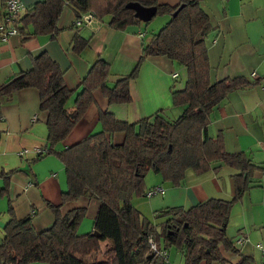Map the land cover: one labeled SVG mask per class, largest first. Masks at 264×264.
<instances>
[{
    "label": "trees",
    "instance_id": "obj_1",
    "mask_svg": "<svg viewBox=\"0 0 264 264\" xmlns=\"http://www.w3.org/2000/svg\"><path fill=\"white\" fill-rule=\"evenodd\" d=\"M8 1L0 0V17L8 14ZM132 2L154 6L156 12L143 21L128 6ZM200 2L178 0L171 6L157 0H42L22 7L5 22L23 37L53 38L61 31L58 19L64 7L73 11L74 20L92 12L114 30L139 25L148 28L158 15L168 17L158 29H147L149 35L136 65L112 85L108 84L110 64L98 56L77 90L70 89L64 81V71L46 51L33 57L29 69L0 84V96L5 98L23 88L38 90L40 111L47 115V140L46 147L32 161L54 155L63 163L66 175L62 203H48L55 215L51 226L40 230L32 224L30 215H11L0 243V264H168L167 248L172 245L180 249L184 264H211L223 263V249L238 252L226 235V226L232 205L261 167L243 153L227 151L221 136L211 137L209 117L230 90L260 81L236 76L212 82L206 40L214 29ZM67 28L74 30L71 41L76 52L88 46L89 39L79 33L84 27H75L72 22ZM152 56H165L186 70L184 87L171 90L173 103L182 107L177 118L170 119L159 110L131 123L110 111L99 112L101 131L61 151L55 149L94 102V90L100 89L110 104L129 103L130 81L136 77L141 61ZM75 92L73 106L68 108L67 101ZM114 133L124 135L122 143L111 141ZM222 166L237 171L230 200L208 198L186 208L161 207L156 210V216L163 218L159 228L132 205L133 193L145 195L144 176L150 170L176 186L188 169L202 174L208 170L218 172ZM0 175L7 178L2 171ZM80 198L98 202L93 229L86 233H78L86 208L61 212L63 204ZM9 210L13 212L12 204ZM94 230L100 236L92 235ZM149 240L166 255L152 252ZM236 264H250V259L240 255Z\"/></svg>",
    "mask_w": 264,
    "mask_h": 264
},
{
    "label": "crops",
    "instance_id": "obj_2",
    "mask_svg": "<svg viewBox=\"0 0 264 264\" xmlns=\"http://www.w3.org/2000/svg\"><path fill=\"white\" fill-rule=\"evenodd\" d=\"M18 1L25 8L42 0ZM157 1L171 6L178 3V0ZM200 4L214 29L206 40L212 82L236 76L260 81L230 90L210 113V136H221L227 151L243 153L261 167L242 197L232 205L226 226V235L233 240L238 252L223 249V263L214 261L211 264H236L240 255L249 257L250 264H261L262 253L256 245L264 242V0H201ZM2 14L0 25L5 24ZM74 18L73 11L64 7L58 19L61 31L53 38L23 37L16 33L3 39L4 30H0V84L29 69L33 57L46 51L64 71L63 78L70 89L77 90L88 67L98 56L110 64L108 84L112 85L132 71L149 35L147 29H154L139 25L114 30L96 18L90 26L79 31L89 39V44L76 52L71 41L74 30L67 28ZM180 67L165 56L144 58L136 77L130 81L129 103L110 104L100 89L94 90V102L55 149L61 151L101 131L99 112L110 111L116 118L131 123L159 110L170 119L177 118L182 107L173 103L171 90L184 87L186 73L184 71L182 78ZM174 73L178 75L176 78L172 76ZM178 78H182V82L175 88ZM73 101L72 95L67 101L68 108L73 106ZM46 117V113L40 111L39 93L34 87L15 91L8 98L0 96V171L7 174V180L0 175V243L11 215L16 218L30 215L32 224L41 230L54 221L55 215L48 203L54 206L62 203L61 195L66 189L63 163L56 156L48 155L32 167L29 164L37 156V150L46 147ZM123 138L122 133L110 136L115 144L122 143ZM236 172L227 166H222L218 172L208 170L202 174L188 169L183 181L176 186L156 179L148 185H159L165 190L163 194H156L162 199L155 201L156 204L151 200V206L186 208L208 198L230 200L234 195ZM81 207L86 208L84 218H94L98 202L80 198L63 204L61 212ZM90 229H93L92 223ZM167 259L169 264L168 251ZM178 264H182L181 257Z\"/></svg>",
    "mask_w": 264,
    "mask_h": 264
},
{
    "label": "rangeland",
    "instance_id": "obj_3",
    "mask_svg": "<svg viewBox=\"0 0 264 264\" xmlns=\"http://www.w3.org/2000/svg\"><path fill=\"white\" fill-rule=\"evenodd\" d=\"M167 16H162V15H158L154 20L153 22L150 24V26L154 29H158L166 20H167ZM147 34L149 33V31L146 32ZM179 70V74H181V77L183 78V73L185 71L186 73V70L184 69L183 66H181L180 68H178ZM186 76V75H185ZM182 78H178L177 79V83L175 84V88H179V85L180 83L182 82ZM76 95V92L73 94V96L75 97ZM177 115H175L174 117H176ZM48 156V155H47ZM45 156V157H47ZM45 157L39 159V160H35V161H31V164H30V167H32L35 163L41 161L42 159H44ZM156 179H159L160 181L163 182V184L165 183L160 174L159 173H156L154 171H148L146 173V175L144 176V187H145V191L149 188H152L156 185H148V184H151L153 183ZM143 187V188H144ZM165 190V188H164ZM162 197L160 195H153L151 196L150 198L144 194H137L136 192L132 194L131 196V202H132V205L137 208L141 213L142 215L147 218L153 225H155L157 228L160 227V223L162 222L163 218L161 217H158L156 216V210L159 208H154L151 206V203L150 201L151 200H154V204H156L155 201H159L161 200ZM140 206V207H137V205ZM87 220V221H85ZM88 223H89V227H88ZM91 223L93 224V218H84L81 220L80 224H79V228H78V233H85L89 230H91ZM105 243L103 242L102 243V246L104 247ZM167 251H168V258H169V264H178L179 262V258L181 257L182 258V264H184V259H183V255L180 251V249L176 246V245H172V246H169L167 248ZM170 254L172 255V257L170 258ZM30 264H46V263H38V262H32Z\"/></svg>",
    "mask_w": 264,
    "mask_h": 264
},
{
    "label": "built area",
    "instance_id": "obj_4",
    "mask_svg": "<svg viewBox=\"0 0 264 264\" xmlns=\"http://www.w3.org/2000/svg\"><path fill=\"white\" fill-rule=\"evenodd\" d=\"M21 8H22V5L20 4V2L18 0H9L7 2L8 14L5 15L4 22H6L10 18H12L15 14L19 13L21 11ZM95 19L96 18L92 12H87V13L83 14L81 16V18H78V19L74 20L73 22H74L75 27H88L92 24V22ZM0 30H4L3 39H6L10 35L17 33L16 29L14 27L8 25V24L0 25ZM172 76L174 78H176L178 75H177V73H174ZM252 76H255L254 73H252ZM262 87L264 89V84ZM39 152H40V149L37 150V154ZM163 193H164V188L162 186L158 185V186H154L152 188L147 189L145 192V195L150 197V196H153L156 194H163ZM149 243H150V250L152 252H155L157 254L166 255V252L164 250L157 249V246L154 242L149 240ZM256 246L260 249V251L262 253L261 264H264V242H260Z\"/></svg>",
    "mask_w": 264,
    "mask_h": 264
},
{
    "label": "water",
    "instance_id": "obj_5",
    "mask_svg": "<svg viewBox=\"0 0 264 264\" xmlns=\"http://www.w3.org/2000/svg\"><path fill=\"white\" fill-rule=\"evenodd\" d=\"M128 6L131 7L135 11V14L143 21H148L156 12V7H145L138 2H132L128 4ZM92 235L100 236L99 232L96 230L92 232Z\"/></svg>",
    "mask_w": 264,
    "mask_h": 264
}]
</instances>
